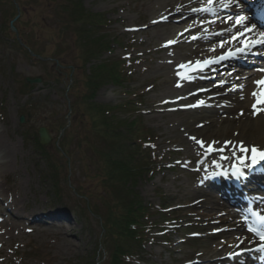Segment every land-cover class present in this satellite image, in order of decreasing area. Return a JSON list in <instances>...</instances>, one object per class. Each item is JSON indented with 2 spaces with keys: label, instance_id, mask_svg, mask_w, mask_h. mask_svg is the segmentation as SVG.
<instances>
[{
  "label": "rangeland",
  "instance_id": "374dc122",
  "mask_svg": "<svg viewBox=\"0 0 264 264\" xmlns=\"http://www.w3.org/2000/svg\"><path fill=\"white\" fill-rule=\"evenodd\" d=\"M3 2L0 3V10L5 13L0 15V126L6 122V137L17 149V169L10 173L4 185L12 181L20 183L17 213L27 218L26 226L31 229L10 240L7 252L11 264H88L86 260L93 254L102 232L98 217L87 214L81 207L86 196L100 215L104 212L100 203L102 188L96 177L101 165L91 149V146L100 148L101 143L91 134L86 118L80 111L76 113V100L85 90V79L92 76L100 62L123 59L127 61L124 67L127 78L120 85H101L91 101L119 107L115 116L126 121L136 114L141 116L142 125L154 135L157 155L166 164L152 178L139 180L134 190L147 205L156 208L164 200L169 206L160 228H153L151 240L142 246L141 260L132 264H223L220 256L243 246H253L254 241L238 242L218 255L210 254L213 236L220 234L218 225L206 229L194 213L183 207L190 199L186 195L188 190L205 181L201 189L215 194L221 205L234 212L210 183L208 176L212 174L200 166L201 155L186 149L184 137L177 136L180 134L178 121L174 120L181 114L168 117L166 113L171 110H156L160 99L166 96L158 93L166 72L164 68L156 69L166 65L170 51L177 52L162 45L155 35L158 27L154 23L167 16L166 8L150 12L148 0H81L86 12L103 15L106 20L99 33L91 34L88 47L96 50L84 61L80 58L81 47L75 43L78 35L65 31L60 37L62 22L49 9L50 0H17L14 18H11L9 0ZM181 18L183 15H178L175 21ZM7 26L10 29L12 26L14 31H6ZM16 29L28 32V37L34 39V49L44 56V62L31 60L15 47L12 37L17 34ZM98 34L103 38L99 40ZM99 44L107 47L96 53ZM216 74L212 72L208 78L216 80ZM27 77L41 78V82L29 84ZM181 106L186 108L190 103ZM20 116L23 123L19 122ZM40 127H45L51 137L50 144L44 148V158L33 138ZM63 144L68 158L58 151ZM48 158L61 164L58 196L51 181L44 176ZM225 163L228 167L230 162ZM261 186L257 188L264 192V184ZM11 211L6 208L2 213ZM65 226L69 231L61 229ZM228 228L221 234L225 236L237 226ZM101 255H105L104 251Z\"/></svg>",
  "mask_w": 264,
  "mask_h": 264
},
{
  "label": "bare ground",
  "instance_id": "6f19581e",
  "mask_svg": "<svg viewBox=\"0 0 264 264\" xmlns=\"http://www.w3.org/2000/svg\"><path fill=\"white\" fill-rule=\"evenodd\" d=\"M149 1L150 12L165 8L168 10L165 18L154 23L158 27L155 35L162 45L169 49L175 48L174 50L177 51L174 53L170 51L166 65L156 69L164 68L166 72V76L158 87V93L166 96L160 99L161 102L158 103L156 110L166 112L171 110L170 113H166L168 117L181 114L178 120H174L178 121L177 129L180 134L177 136L184 137L186 149H193L201 155L200 166L203 171L218 177V181L212 182L214 186H217V195L224 196L247 215V204H243L241 198L240 200L232 199V192L228 188L229 183L235 181L239 184L244 180L233 175L232 171L229 174L227 171L224 172V169L225 162L230 161L231 163V160H236L237 157L243 155L240 151L241 142L248 149L256 146L264 150V57H262L264 45L250 46L244 52H236V49L242 46L243 36L235 41L231 40V36H234L237 31L242 32L244 25L235 26L234 17L231 21L227 20V17L233 16L236 12L243 13L242 0H232L228 9H222L221 0H216V14L198 11L206 5V0ZM223 2H228V0H223ZM178 15H183V18L175 21ZM249 21H246L248 27H250ZM259 32L261 31L255 28L246 35L251 39L257 37ZM194 36L198 38L193 39ZM168 41H174V43L168 44ZM220 41H225L223 47L220 46ZM229 49L249 63L245 65L236 62L237 66L233 68L229 59L226 58L219 63L197 67V61L203 62L216 57L219 53H227ZM188 62H191L190 66ZM180 65L185 67L182 68ZM229 68L235 71L234 75L230 74ZM212 72L217 73L218 79L208 78ZM248 100L251 101L249 105ZM199 101L203 103H198ZM185 103H190V106L182 107L181 104ZM252 103L256 104L254 109H251ZM172 111L175 113L171 114ZM7 130L8 125L3 122L0 126V264H11V256L7 252L10 240L25 230H31L26 226L25 219L27 218L17 213L19 205L16 196L20 183L12 181L4 185L10 173L17 169L16 145L6 137ZM200 142H203V145ZM250 155L249 152L248 164L251 160ZM238 161L236 160V166L246 174L245 177L251 178L254 182L245 188L251 189L257 184H264V174L257 171L258 166L264 170V162L260 161V165L250 170L249 166L239 165ZM204 184L205 181H201L188 190L186 195L190 199L183 207L194 213L205 224L206 229L212 225H218L217 232L220 234L213 236L214 241L209 250L210 254L218 255L224 248L238 242H255L256 238L247 231L246 227H243L241 215L221 205L215 194L201 189ZM250 191L259 194V191L255 189ZM235 195L238 194L235 193ZM260 199L262 201L254 205V210L264 215V195L260 196ZM6 208L13 210L9 213L10 215L2 213ZM233 224H236V230L226 232L225 236L221 234L226 228L229 230L228 227ZM61 229L69 231L68 226ZM242 248L248 247L243 246L233 251ZM260 253L264 254V250L256 247L252 251L234 255L232 258H223L221 263L264 264V261L259 259ZM243 260L244 263H241Z\"/></svg>",
  "mask_w": 264,
  "mask_h": 264
},
{
  "label": "trees",
  "instance_id": "16d2710c",
  "mask_svg": "<svg viewBox=\"0 0 264 264\" xmlns=\"http://www.w3.org/2000/svg\"><path fill=\"white\" fill-rule=\"evenodd\" d=\"M12 2L9 0L8 4L11 5V18H14L15 5H18V2L17 0L15 4ZM0 3H4L3 0H0ZM49 3L52 4L49 9L62 22L60 37L64 36L65 31L77 34L78 39L75 43L81 47L80 58L87 61L96 50L93 46L88 47L92 39L91 34L99 33L106 22L103 15L86 12L81 0H50ZM1 14L5 15L0 10ZM0 29L2 30V27ZM16 30L17 34L12 37L15 47L31 60L44 62V56L34 49L36 48L34 39L32 41L28 37V32ZM6 31L11 32L10 27L7 26ZM97 38L100 40L103 36L98 34ZM100 45L96 53L107 47ZM125 65L127 66L125 59L100 62L93 71V77L85 79L83 84L85 90L80 93V99L76 100V113L81 112L88 122L91 134L101 143L100 148L91 146V149L98 156L101 165V171L96 173V177L102 188L100 203L104 212L100 215L86 196L84 206L81 207L87 214L98 217L102 232L93 254L86 260L88 264H132L140 261L142 246L151 240L152 229L160 228L166 209L169 208L164 200L156 208L145 204L134 190L139 180L152 178L157 171L164 169L166 164L157 155L153 146L154 135L142 125L141 116L136 114L126 121L115 116L119 107L112 108L91 101L101 85L106 83L120 85L127 78L128 74L124 72ZM24 85L27 86L26 81ZM33 138L37 148L42 152L41 157L44 158L45 149L39 144L38 136L34 135ZM64 138L67 139L66 135ZM65 146L64 144L60 146L58 151L68 158ZM60 165V162L48 158L44 172V176L51 181L56 196L59 194L57 185L60 181L58 174ZM101 251H104L105 255H101ZM96 255H98L97 259Z\"/></svg>",
  "mask_w": 264,
  "mask_h": 264
},
{
  "label": "snow or ice",
  "instance_id": "6c2138e0",
  "mask_svg": "<svg viewBox=\"0 0 264 264\" xmlns=\"http://www.w3.org/2000/svg\"><path fill=\"white\" fill-rule=\"evenodd\" d=\"M231 2H232V0H228V2H223V0H221L220 7L222 9H228L230 7ZM215 4H216V0H206V5L203 8L198 9V11L216 14L217 9L215 7ZM234 19H235V26L244 25V28H243L242 32L237 31L234 36H231V40L235 41L242 36L245 37V39H243L241 41L242 46L240 48L236 49V52H244L250 46H255L258 44L264 45V31L259 32L257 37H255V38L249 39L246 37L247 33H250L255 29V25L248 27L246 24V21H249L250 17L245 16L243 14H237V15H235ZM227 20H229V21L233 20V16L229 15L227 17ZM196 38H198V37H195V36L193 37V39H196ZM171 43H174V41H168V44H171ZM224 43H225V41H220V46L223 47ZM213 51H214V49H213ZM235 54H236L235 52H233L231 49H229V51L226 54H222L221 56H219L217 58L206 59L203 62L197 61L196 65H197V67H205V66L212 64V63H219L221 60L226 59L228 56L235 55ZM188 63L190 66L191 62H188ZM180 67L183 68L185 66L180 65ZM198 103L202 104L203 101H199ZM200 143L203 145V142H200ZM227 143H230V142H227ZM240 151L243 154L240 157H238L241 165H245V162L249 159V152L251 154L250 155L251 164L246 165V166L250 167V166L258 164L260 161H264V150H261V149L257 148L256 146H252L251 149H248L241 142ZM243 174L244 173L242 172L241 168L234 166L233 175L239 177V176H242ZM252 214H253V216L256 217V220L259 222L261 227L256 228V227H253L252 225H249L248 231L254 233L256 236L259 237V240L262 242L261 244H259V248H260V250H264V215H261L258 212H253Z\"/></svg>",
  "mask_w": 264,
  "mask_h": 264
},
{
  "label": "water",
  "instance_id": "95a60500",
  "mask_svg": "<svg viewBox=\"0 0 264 264\" xmlns=\"http://www.w3.org/2000/svg\"><path fill=\"white\" fill-rule=\"evenodd\" d=\"M11 30L14 31V28L11 26ZM27 83L32 84V83H40L41 78H26ZM19 122L23 123V116H20ZM37 136H38V142L42 147H46L50 144L51 142V137L45 127H40L37 131Z\"/></svg>",
  "mask_w": 264,
  "mask_h": 264
}]
</instances>
